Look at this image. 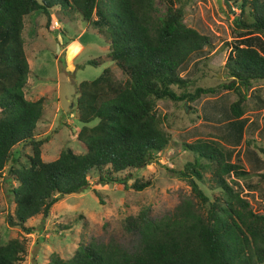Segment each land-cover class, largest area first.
<instances>
[{
  "label": "trees",
  "instance_id": "obj_1",
  "mask_svg": "<svg viewBox=\"0 0 264 264\" xmlns=\"http://www.w3.org/2000/svg\"><path fill=\"white\" fill-rule=\"evenodd\" d=\"M161 1L166 12L160 16L155 0H0V177L5 173L15 182L8 226L29 233V219L46 217L61 197L87 189L92 175L96 185L119 184L135 191L148 187L149 180L129 185L124 172L150 164L169 142L156 114L159 99L193 102L223 88L237 96L230 114L243 115L247 89L253 81L264 80V0H224L238 7L233 21L245 33L231 46L224 65L230 81L192 92L186 90L190 80L181 77L179 69L210 38L185 25L182 5ZM55 10L63 15L61 20L73 21L79 14L108 43L105 57L85 64L101 66L108 60L126 79L105 68L77 85L81 127L76 138L83 151L67 148L47 162L41 157L44 140L33 137L44 99L28 100L23 91L29 66L22 32L26 15L42 12L49 27ZM19 143L32 150L22 165L13 152ZM185 150L192 153V161L172 172L187 181L192 197L159 218L144 211L128 218L132 240L127 245L90 241L68 259L52 254L47 264H264V215L254 212L226 179L232 173L245 175L243 167L228 161L213 143H186ZM204 171L209 173V188L220 190L212 201L197 183ZM25 256L23 240L0 241V264H21Z\"/></svg>",
  "mask_w": 264,
  "mask_h": 264
},
{
  "label": "rangeland",
  "instance_id": "obj_2",
  "mask_svg": "<svg viewBox=\"0 0 264 264\" xmlns=\"http://www.w3.org/2000/svg\"><path fill=\"white\" fill-rule=\"evenodd\" d=\"M179 1V2H178ZM174 0V6H183V22L186 26L207 35L210 43L191 56L179 69L181 77L190 80L186 90L196 87H218L230 81L224 70L231 46L245 37L233 21L238 13L235 4L224 3L226 16L215 0ZM158 15L166 12V3L155 0ZM47 26L42 12L24 17L22 37L25 42L29 73L24 96L35 101L43 98V116L34 130L35 140L41 145L43 161L55 160L67 148L82 153L76 138L81 124L77 118V85L99 76L110 68L121 81L126 78L113 62L101 66L85 64L87 60L105 57L108 43L76 14L73 21L55 10ZM93 18H96L94 16ZM264 42V35L261 36ZM173 89L180 93L176 87ZM243 115L235 118L229 106L237 98L227 89L202 94L193 102H174L164 98L156 101V114L160 128L168 135L169 142L152 162L143 168L124 172L128 184L135 180L150 181L141 191L125 189L119 184L96 185V175L89 177V186L82 192L61 197L50 208L46 217L29 219V233L20 227L8 226L7 215L13 214L14 202L10 192L15 182L0 177V241L7 243L18 238L26 245V256L21 264H47L52 254L70 258L80 244L90 241L115 240L129 244L132 236L126 229L127 219L144 211L152 218H159L179 204L183 198L192 197L187 181L172 170H181L192 153L185 144L208 142L217 145L232 163H238L245 175L230 174L228 183L244 199L251 209L264 215V80L253 81L246 91ZM31 146L19 143L14 146L17 165L27 162ZM202 191L212 201L220 195L219 189L209 188V173L197 180Z\"/></svg>",
  "mask_w": 264,
  "mask_h": 264
},
{
  "label": "water",
  "instance_id": "obj_3",
  "mask_svg": "<svg viewBox=\"0 0 264 264\" xmlns=\"http://www.w3.org/2000/svg\"><path fill=\"white\" fill-rule=\"evenodd\" d=\"M217 7L226 15L228 16L225 8H224V0H215Z\"/></svg>",
  "mask_w": 264,
  "mask_h": 264
}]
</instances>
